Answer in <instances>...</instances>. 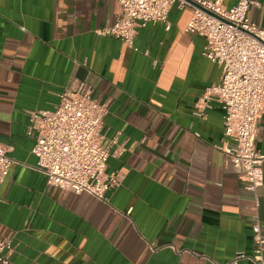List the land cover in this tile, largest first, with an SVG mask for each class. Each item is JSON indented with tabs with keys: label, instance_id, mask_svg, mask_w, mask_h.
<instances>
[{
	"label": "crops",
	"instance_id": "crops-1",
	"mask_svg": "<svg viewBox=\"0 0 264 264\" xmlns=\"http://www.w3.org/2000/svg\"><path fill=\"white\" fill-rule=\"evenodd\" d=\"M256 1L248 14L264 26ZM119 16L118 0H0V143L15 160L0 182L9 264H228L251 254L264 208L218 148L235 143L221 104L194 114L223 69L204 55L206 38L186 30L192 8L177 2L170 28L139 25L133 48L97 33ZM73 78L108 105V171L123 179L107 201L50 185L35 167L30 114L54 110ZM256 145L264 155V112Z\"/></svg>",
	"mask_w": 264,
	"mask_h": 264
},
{
	"label": "built area",
	"instance_id": "built-area-1",
	"mask_svg": "<svg viewBox=\"0 0 264 264\" xmlns=\"http://www.w3.org/2000/svg\"><path fill=\"white\" fill-rule=\"evenodd\" d=\"M118 0L120 16L98 34L112 35L134 47L138 26L164 22L170 28L169 14L179 2L190 6L192 17L187 31L204 36V55L223 69L221 81L209 85L195 104L194 114L205 117L207 108L219 102L224 109V137L234 145H219L226 162L239 169L246 188L255 194L256 209L264 208V155L256 145L258 122L264 112V26L249 17L256 0H238L225 9L223 0ZM108 105L93 97V87L73 78L60 93L54 110L30 114L28 135L35 139L36 169L47 175L50 185L67 192L89 193L107 201L109 190L122 183L123 174L108 171L109 143L103 132ZM11 147L0 143V182L9 175L15 160ZM254 249L238 251L228 264L247 259L264 264V231L256 214L253 223ZM10 237H0V264H9L5 251Z\"/></svg>",
	"mask_w": 264,
	"mask_h": 264
},
{
	"label": "water",
	"instance_id": "water-1",
	"mask_svg": "<svg viewBox=\"0 0 264 264\" xmlns=\"http://www.w3.org/2000/svg\"><path fill=\"white\" fill-rule=\"evenodd\" d=\"M188 1H190V2L194 3L192 0H188Z\"/></svg>",
	"mask_w": 264,
	"mask_h": 264
}]
</instances>
